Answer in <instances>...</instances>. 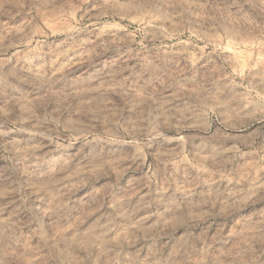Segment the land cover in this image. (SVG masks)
Here are the masks:
<instances>
[{
	"label": "rangeland",
	"instance_id": "374dc122",
	"mask_svg": "<svg viewBox=\"0 0 264 264\" xmlns=\"http://www.w3.org/2000/svg\"><path fill=\"white\" fill-rule=\"evenodd\" d=\"M0 32V264H264V0H0Z\"/></svg>",
	"mask_w": 264,
	"mask_h": 264
},
{
	"label": "bare ground",
	"instance_id": "6f19581e",
	"mask_svg": "<svg viewBox=\"0 0 264 264\" xmlns=\"http://www.w3.org/2000/svg\"><path fill=\"white\" fill-rule=\"evenodd\" d=\"M53 8H54V7H53ZM52 12H53V11H52ZM59 13H60V12H58V14H59ZM53 14H56L55 11H54ZM58 14H57V15H58ZM61 14H62V13H61ZM61 14H60L58 17H60ZM62 15H64V14H62ZM46 16H47V12H46ZM50 17L52 18V16H50ZM50 17H49V18H50ZM51 18H50V19H51ZM53 18H54V17H53ZM61 18H63V17H61ZM54 19H55V18H54ZM41 20H42V19H41ZM52 20H53V19H52ZM56 20H59V18L56 19ZM50 21H51V20H50ZM60 21H61V20H60ZM53 22H54V21H53ZM56 22H57V21H56ZM56 22H55V23H52V25H55ZM58 22H59V21H58ZM64 22H65V21H64ZM64 22H63V23H64ZM67 22H68V21H67ZM67 22H66V23H67ZM50 23H51V22H50ZM50 23H49V24H50ZM44 24H46V23L44 22V23H43V26H45ZM49 24H48V25H49ZM52 25H51V26H52ZM110 25H111V24H110ZM49 27H50V25H49ZM39 29H40V28H39ZM41 29H42V28H41ZM61 29H62V28H61ZM6 30H7V29H6ZM12 30H15V29H12ZM12 30H11V31H12ZM21 30H23V29H21ZM48 30L51 31V32H50V33H51L50 35L60 34V33L58 32V30H56V29H54V28H50V29L48 28ZM16 31H17V30H16ZM69 31H70V30H69ZM13 32H15V31H13ZM21 32H23V31H21ZM21 32H20V33H21ZM37 32H38V31H37ZM42 32H44V31H42ZM45 32H46V31H45ZM60 32H62V31H60ZM63 32H64V30H63ZM0 33L2 34L3 32H0ZM7 33H8V32H7ZM7 33H6V34H7ZM20 33L17 32V34H19V35H20ZM39 33H40V31H39ZM66 33H67V32H66ZM66 33H65V34H66ZM3 34H4V33H3ZM6 34H4V35L7 36ZM10 34H11V33H10ZM33 34H35V32H34ZM37 34H38V33H37ZM44 34H45V33H44ZM46 34H48V33H46ZM21 35H22V33H21ZM24 35H25V34H24ZM41 35H43V34H40V36H41ZM5 36H4V37H5ZM8 36H9V33H8ZM13 36H14V35H13ZM32 36H33V35H32ZM9 37L12 38V36H9ZM9 37H8V38H9ZM23 37H24V36H23ZM1 38H2V37L0 36V40H2ZM11 38H10V39H11ZM18 38H19V37H18ZM28 38H29V36H28ZM39 38H40V37H39ZM5 40H6V39H5ZM30 40H31V39H30ZM30 40H27V41H23V40H21V42H19V43L17 42V44H13V45H12L11 47H9V48L20 47V46L23 45V44H27V45H28V44H31L32 42H30ZM36 40H37V39H36ZM33 41H34V40H33ZM1 42H2V41H1ZM3 42H4V41H3ZM7 42H9V41H7ZM5 43H6V42H5ZM10 43H11V42H10ZM15 43H16V42H15ZM36 43H37V41H36ZM0 44H1V43H0ZM2 44H3V43H2ZM6 45H7V44H5V46H6ZM28 46H29V45H28ZM28 46H27V47H28ZM0 47H1V46H0ZM27 47H26V48H27ZM2 48H3V47H2ZM2 48H1V49H2ZM4 48H5V47H4ZM4 48H3V49H4ZM4 50H6V48H5ZM8 50H9V49H8ZM2 52H3V50H2ZM4 52H5V51H4ZM6 52H7V51H6ZM6 52H5V53H6ZM1 55H2V54H1ZM4 55H5V54H4ZM12 59H13V58H12ZM3 61H4V60H3ZM14 63H15V62H14ZM4 64H5V63H4ZM4 66H5V65H4ZM37 71H38V70H35L36 73H37ZM39 72H40V71H39ZM8 73H9V72H8ZM11 73H12V72H11ZM9 74H10V73H9ZM13 74H14V73H13ZM11 76H12V75H11Z\"/></svg>",
	"mask_w": 264,
	"mask_h": 264
}]
</instances>
